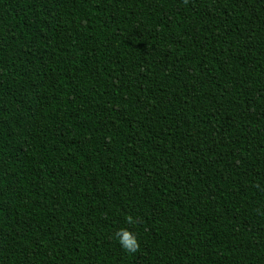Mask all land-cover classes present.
<instances>
[{
	"label": "trees",
	"instance_id": "trees-1",
	"mask_svg": "<svg viewBox=\"0 0 264 264\" xmlns=\"http://www.w3.org/2000/svg\"><path fill=\"white\" fill-rule=\"evenodd\" d=\"M0 264H264V0H0Z\"/></svg>",
	"mask_w": 264,
	"mask_h": 264
},
{
	"label": "clouds",
	"instance_id": "clouds-1",
	"mask_svg": "<svg viewBox=\"0 0 264 264\" xmlns=\"http://www.w3.org/2000/svg\"><path fill=\"white\" fill-rule=\"evenodd\" d=\"M116 239L126 253H135L139 248L136 236L126 229H121L117 232Z\"/></svg>",
	"mask_w": 264,
	"mask_h": 264
}]
</instances>
